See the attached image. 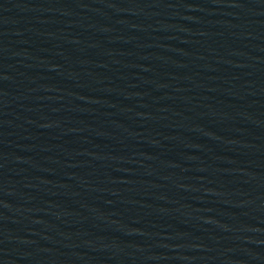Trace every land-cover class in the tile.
I'll return each instance as SVG.
<instances>
[{
	"label": "water",
	"instance_id": "1",
	"mask_svg": "<svg viewBox=\"0 0 264 264\" xmlns=\"http://www.w3.org/2000/svg\"><path fill=\"white\" fill-rule=\"evenodd\" d=\"M0 264H264V0H0Z\"/></svg>",
	"mask_w": 264,
	"mask_h": 264
}]
</instances>
